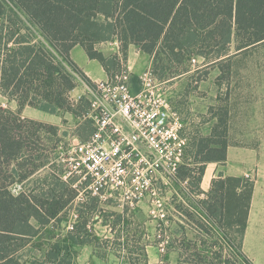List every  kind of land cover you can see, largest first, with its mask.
Returning <instances> with one entry per match:
<instances>
[{
  "label": "trees",
  "instance_id": "trees-1",
  "mask_svg": "<svg viewBox=\"0 0 264 264\" xmlns=\"http://www.w3.org/2000/svg\"><path fill=\"white\" fill-rule=\"evenodd\" d=\"M114 39L121 43L124 55L135 46L157 61L166 58L183 64L197 57L220 67L264 42V0H0V94L16 100L21 109L30 106L49 114L66 111L81 116L82 108L74 107L68 94L77 86L74 73L90 81L72 61L71 52L82 47L109 72V63L96 45ZM85 102L84 116L90 108ZM21 117L0 107V264H40L23 261L20 254L39 235L32 222L47 226L76 195L56 175L48 176L51 186L47 182L13 194L14 185L31 181L48 164L33 147L39 139L37 128L43 133L53 131L54 136L59 132L30 120L26 123L36 128L32 131L19 125ZM227 132L224 118L210 137L193 142L202 167L195 177L185 162L181 180H196L200 185L207 164L227 162ZM254 188L242 177L215 179L204 202L211 218L237 226L241 247ZM65 192L69 193L66 201ZM74 233L68 235L64 248L54 245L41 264H64L60 252L68 251L69 243H89ZM203 261L200 255H192L185 264Z\"/></svg>",
  "mask_w": 264,
  "mask_h": 264
},
{
  "label": "rangeland",
  "instance_id": "rangeland-1",
  "mask_svg": "<svg viewBox=\"0 0 264 264\" xmlns=\"http://www.w3.org/2000/svg\"><path fill=\"white\" fill-rule=\"evenodd\" d=\"M236 45L237 42L232 46L233 54ZM106 47L109 49L106 50ZM99 48L106 50L104 55L109 63V72L98 62L91 61L82 48L74 50L73 59L86 72L98 76H104L102 68L109 77L126 69L133 75L135 88L139 85L138 76L147 68H152L159 80L167 82L166 88L173 105L191 123L192 141L186 162L195 171V177L199 176L202 165L193 142L210 137L219 122L226 118L227 162L230 165L227 162L214 163L217 169L214 180L228 178L226 174H237L255 185V172L259 168L257 192L264 193V42L250 47L231 63L220 67L210 66L206 59L197 57H193L196 63L193 59L183 64L166 58L157 61V58L150 59L148 55L139 54V48H131L124 55L121 45L119 51L106 43ZM84 75L90 83L74 73L77 86L68 94V101L74 107L82 108L81 116L66 111L49 114L30 106L21 109L16 100L0 94V107L22 116L19 125H27V129L34 131L36 128L26 123L33 120L59 130L58 136H54L53 131H50L51 134L47 131L43 133L37 128L39 139L33 147L40 150L37 155H44L48 164L31 181L14 185L13 194L42 187L47 182L51 186L49 175L62 177L69 172L65 164L68 143L91 139L94 129L83 116L89 94L87 86L94 84L87 74ZM83 176L74 174L68 183L65 182L76 195L56 219L43 227L32 222L40 232L20 252L23 261L43 263L54 245L64 248L68 235L75 232L80 241L89 243L76 246L69 243V250L60 252L66 258L64 264H185L192 255H200L204 259L203 264H251L242 253L237 226L231 227L227 220L221 223L208 215L204 203L208 195L201 193V185H197L196 180H189L187 185L181 180L174 184L173 189L163 187L165 220L169 222L164 224L152 215L149 201L141 203L135 211L120 207L118 202L101 204L86 190L88 182ZM68 197L69 193L65 192L64 200ZM162 247L165 252H162Z\"/></svg>",
  "mask_w": 264,
  "mask_h": 264
},
{
  "label": "built area",
  "instance_id": "built-area-1",
  "mask_svg": "<svg viewBox=\"0 0 264 264\" xmlns=\"http://www.w3.org/2000/svg\"><path fill=\"white\" fill-rule=\"evenodd\" d=\"M138 78L135 88L131 72L122 69L87 86L90 108L83 118L94 132L88 142L68 143L69 172L62 178L68 183L72 175L84 174L86 190L101 204L118 202L135 211L149 201L154 218L168 224L163 187L173 189L181 182L191 123L175 108L167 82L152 68Z\"/></svg>",
  "mask_w": 264,
  "mask_h": 264
},
{
  "label": "crops",
  "instance_id": "crops-1",
  "mask_svg": "<svg viewBox=\"0 0 264 264\" xmlns=\"http://www.w3.org/2000/svg\"><path fill=\"white\" fill-rule=\"evenodd\" d=\"M104 43L109 44V46L115 47V48H113L114 50H117V51L120 50L121 43L119 41H117V39H114V40L108 41V42H102V43H99L96 45V50L103 53V55H104L105 51L109 49V47H106V50L99 48V46H101ZM77 48H82V47L77 46L71 52V59L75 64H76V62L73 59V53H74V50ZM131 48H137V47L131 46L129 49H131ZM85 53H86V51H85ZM139 54L147 55L141 49L139 51ZM86 55H87V53H86ZM87 57L89 58L88 55H87ZM153 57L155 58L154 55L149 56L150 59ZM91 61H96L101 65V63L97 60H91ZM122 61L123 60H121V62ZM79 68H81V67H79ZM81 70H83V72L85 74H87V76L93 82L94 81H102V80H106L109 78V76L105 73L103 68H102V72H103L104 76L93 75L89 72H86L82 68H81ZM37 120H45V119H37ZM46 121H47V119H46ZM227 160H228V154H227ZM253 160L256 161L255 159H253ZM227 163H229V162H227ZM254 163H255L254 165H257L256 162H254ZM213 165H214V163L207 164V167L205 169V174H204V176L202 178V182L200 184L201 190H202L201 193L204 195H208L212 189V183H213V180L215 178V172L217 170L216 167H214ZM229 165H230V163H229ZM255 173H257V179L255 181L256 184H255V188H254V192H253L251 207H250L249 216H248L247 228H246L245 233H244V238H243L241 250H242V253L245 256V258H247L249 260V262H251V264H264V210H263V212H258L259 209H264V193H258L257 192L258 188H259L258 186L260 185V181L258 180V175L261 172H259V168L256 170ZM226 175L228 177H238L239 176V175L236 176L237 174H235L234 176H232L230 174H226ZM225 178H227V177L225 176Z\"/></svg>",
  "mask_w": 264,
  "mask_h": 264
}]
</instances>
